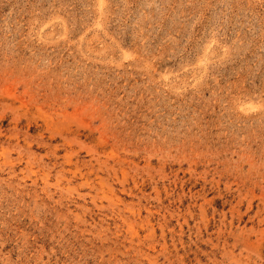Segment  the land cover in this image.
I'll return each instance as SVG.
<instances>
[{
	"label": "rangeland",
	"instance_id": "1",
	"mask_svg": "<svg viewBox=\"0 0 264 264\" xmlns=\"http://www.w3.org/2000/svg\"><path fill=\"white\" fill-rule=\"evenodd\" d=\"M0 264H264V0H0Z\"/></svg>",
	"mask_w": 264,
	"mask_h": 264
}]
</instances>
